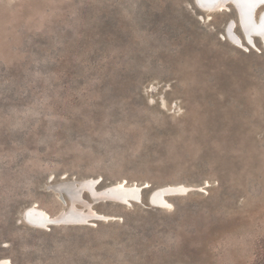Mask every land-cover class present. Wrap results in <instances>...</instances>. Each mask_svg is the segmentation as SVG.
<instances>
[{
  "label": "rangeland",
  "instance_id": "374dc122",
  "mask_svg": "<svg viewBox=\"0 0 264 264\" xmlns=\"http://www.w3.org/2000/svg\"><path fill=\"white\" fill-rule=\"evenodd\" d=\"M196 1L0 0V261L264 264V47ZM94 179L148 186L124 205Z\"/></svg>",
  "mask_w": 264,
  "mask_h": 264
},
{
  "label": "bare ground",
  "instance_id": "6f19581e",
  "mask_svg": "<svg viewBox=\"0 0 264 264\" xmlns=\"http://www.w3.org/2000/svg\"><path fill=\"white\" fill-rule=\"evenodd\" d=\"M228 5L232 6L234 8V10L236 11L237 19L236 20L235 19H231V20L229 19L228 23H226V25L224 27V32H225L226 37L233 44H237L242 48H244L245 45L249 47L250 46L249 43H252V45H253L255 43V41H254L255 38H258V39H260V41L264 47V0H197L196 1V6L200 7L204 11H211V12L216 11V10H224V9L227 10ZM236 25L239 26V28L241 30L243 40L245 41V45H244V42H242L241 38L239 37V35L235 31ZM63 180H65V179H63ZM94 181H95V179L92 182H89V181L82 182V186H81V188L87 192V194L89 195L90 198L95 199V200H100V199L105 198V199H108L111 201L119 202L122 204H128V205H131L132 203H140L142 201V190L148 186L147 183H146V185H137V184L127 185V182L125 180H121L119 182H116L115 184H111L110 186L107 185V187L105 186V188L102 187L104 189L99 191L100 188L97 189L98 183L95 184V186H94ZM62 183L64 185V188L67 190H69V187H73V186L76 187L77 186V185H74L72 181H71V183H69V182H62ZM59 187L60 186H58V188ZM185 189H187L186 186L177 185V184L176 185L161 186V187L150 192V194L148 195V202H149V204H151L152 206L157 207V208H167V207H169L167 197H169L171 195L175 196V194H178V195L182 194V193H184ZM63 193H62V195H64L66 192L64 194ZM70 194L72 195V200H76L75 197H78L77 191L72 190V191H70ZM66 197H67V195H66ZM80 202L82 203V201H80ZM84 204H85L84 206L87 205L86 202ZM70 205H71V203H70ZM81 206H80V208H81ZM82 208H84V207H82ZM40 210H41V208H40ZM40 210L36 209V207H35L33 209H30V210L27 209L25 211V214H24V218L31 219L33 221V225L31 224V226H34L37 229H47L51 225L54 226V225L62 224V223H64V224H66V223L77 224V225L79 223L78 220L77 221H64V222L58 221V222H56V220H54V219L51 220L52 218L50 219V217L47 218V215L45 213H43L42 210L41 211ZM88 212H90V214L87 213V215H91V217L89 219H87L88 221L89 220L90 221L91 220H94V221L95 220H104L105 221V219L110 220V219L115 218L113 216H108V215H103L101 213H96L92 210H90ZM61 214H62V212H61ZM63 214H65V213H63ZM83 214H85V213H83ZM83 214H81V215H83ZM81 217L83 218V216H81ZM30 223L31 222H29L28 224L30 225ZM41 223H42V225H39ZM81 223H84V222H81ZM0 264H6V263L3 261H0Z\"/></svg>",
  "mask_w": 264,
  "mask_h": 264
},
{
  "label": "crops",
  "instance_id": "0c3cea01",
  "mask_svg": "<svg viewBox=\"0 0 264 264\" xmlns=\"http://www.w3.org/2000/svg\"><path fill=\"white\" fill-rule=\"evenodd\" d=\"M115 202V201H114ZM117 203H119V202H117ZM120 204H122V203H120ZM124 205H128V204H124Z\"/></svg>",
  "mask_w": 264,
  "mask_h": 264
}]
</instances>
